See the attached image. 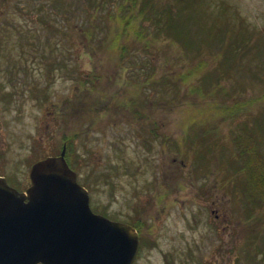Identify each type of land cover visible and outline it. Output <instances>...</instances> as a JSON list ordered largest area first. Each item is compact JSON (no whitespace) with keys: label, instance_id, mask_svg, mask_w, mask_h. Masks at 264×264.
Masks as SVG:
<instances>
[{"label":"rangeland","instance_id":"374dc122","mask_svg":"<svg viewBox=\"0 0 264 264\" xmlns=\"http://www.w3.org/2000/svg\"><path fill=\"white\" fill-rule=\"evenodd\" d=\"M128 2L0 0V175L24 189L30 164L76 132L71 163L91 208L138 225L132 264H264V206L248 213L227 179L234 132L264 111V0H205L206 21L192 10L179 22L188 45L163 34L151 46ZM218 66L217 92L192 90ZM222 100L247 111L211 120ZM211 126L200 161V143L184 140Z\"/></svg>","mask_w":264,"mask_h":264},{"label":"water","instance_id":"95a60500","mask_svg":"<svg viewBox=\"0 0 264 264\" xmlns=\"http://www.w3.org/2000/svg\"><path fill=\"white\" fill-rule=\"evenodd\" d=\"M65 150L35 159L24 189L0 175V264H132L137 229L93 211Z\"/></svg>","mask_w":264,"mask_h":264},{"label":"trees","instance_id":"16d2710c","mask_svg":"<svg viewBox=\"0 0 264 264\" xmlns=\"http://www.w3.org/2000/svg\"><path fill=\"white\" fill-rule=\"evenodd\" d=\"M90 2L91 8L101 9L103 4L101 3L103 0H87ZM129 6L127 7V11L130 14V20L135 17L138 19L145 20L148 22V26H140L135 28L134 32L137 34L138 38H144L145 44H149L151 46L154 41L161 35L166 34L167 36H172L173 38L180 40V43L183 45H188L186 40V28L181 27L179 22L187 23L188 14L190 11L194 10V15L199 18V20L206 21L205 17L207 15L205 11L210 9L208 5L204 4L205 0H171L163 3L162 5H157L156 0H128ZM212 11V10H211ZM222 11V10H221ZM127 12V13H128ZM125 13V14H127ZM226 13V12H225ZM124 13L119 14L118 23L122 28H125L127 31L128 25L131 23L129 21L125 24L126 15ZM213 14V13H212ZM224 16V13H223ZM201 18V19H200ZM124 20V22H123ZM135 20V19H134ZM198 25L200 23V27L204 29L205 26L209 27V31L212 32L213 36H217L218 32H216V28L212 29L210 26L205 25L196 19ZM134 22V21H132ZM229 23L228 19L227 22ZM147 32H149L147 34ZM211 34V33H210ZM229 43V41H228ZM230 44V43H229ZM228 45L229 51L233 54L235 50L239 47L238 44H230ZM117 48H119V53H126L128 50V45L124 42H117L115 44ZM201 46V45H200ZM199 46V47H200ZM147 47V46H146ZM200 49V48H198ZM127 54V53H126ZM235 55V54H234ZM201 59L199 61H203ZM224 62L229 60V56L226 55L223 58ZM227 69V68H226ZM218 66L215 67L212 71L205 73L201 77V84L198 87H194L196 93L201 92L205 88L210 94L214 90L217 92V84L219 79L224 74L228 73V69ZM185 78V75H183ZM215 82V83H214ZM217 85V86H216ZM223 92H226L221 88ZM205 91V90H204ZM219 91V90H218ZM206 92V91H205ZM227 94V93H225ZM246 103H241L238 101L237 103L226 104L222 100L220 104V108H214L212 111L205 110L206 116H209L211 120L215 121V118L220 119H233L235 116H238L241 112H245ZM214 111V112H213ZM214 115H213V114ZM190 126H197L193 124ZM197 127H200L199 125ZM264 111L261 117V122L253 121L251 124L248 123L247 119L243 120V123L240 125L239 131L234 132L233 139L237 144V151L234 152L229 159L227 160L228 166L231 169L228 180H234L235 186H238L241 191L240 203L244 208L250 213L252 210L259 206H264ZM213 131V126L206 127V129L200 130L199 133L194 134V137L186 138L184 143L193 144L196 141L200 143L202 148H198L197 157L200 161L205 160L206 156L203 155L211 146L207 145L208 135ZM76 132H70L63 135L62 143L65 142L66 151L65 157L68 161L69 165L74 167L71 163V151L73 147V137ZM263 135V137H261ZM207 147V148H206ZM213 155V160H214ZM219 160V159H218ZM76 168V166H75ZM76 170V169H75ZM77 171V170H76ZM78 174V172H77ZM234 177V179H232ZM79 180V178H78ZM84 184L83 182H81ZM85 185V184H84ZM86 186V185H85ZM262 217L264 216L261 215ZM261 218V217H259ZM136 228H138L137 224H134ZM141 236V235H140Z\"/></svg>","mask_w":264,"mask_h":264},{"label":"flooded vegetation","instance_id":"af4514ba","mask_svg":"<svg viewBox=\"0 0 264 264\" xmlns=\"http://www.w3.org/2000/svg\"><path fill=\"white\" fill-rule=\"evenodd\" d=\"M77 177H78V174H77ZM78 179V178H77ZM93 211H95L96 212V210H93ZM102 213V212H101ZM102 214H104V215H106V213H102ZM107 216V215H106ZM108 217H110V216H108ZM110 218H112V217H110ZM128 222V221H127ZM129 223H131V222H129ZM132 224V223H131ZM133 225V224H132ZM134 226V225H133ZM135 227V226H134ZM136 228V227H135ZM137 229V228H136ZM138 235H139V233H138ZM141 239H140V235H139V241H140ZM141 243V242H140ZM38 264H40V263H38Z\"/></svg>","mask_w":264,"mask_h":264}]
</instances>
